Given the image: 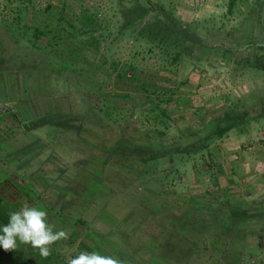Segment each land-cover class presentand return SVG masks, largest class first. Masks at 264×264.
Here are the masks:
<instances>
[{
  "label": "rangeland",
  "instance_id": "rangeland-1",
  "mask_svg": "<svg viewBox=\"0 0 264 264\" xmlns=\"http://www.w3.org/2000/svg\"><path fill=\"white\" fill-rule=\"evenodd\" d=\"M230 2L0 0V195L66 262L264 264V0Z\"/></svg>",
  "mask_w": 264,
  "mask_h": 264
},
{
  "label": "clouds",
  "instance_id": "clouds-1",
  "mask_svg": "<svg viewBox=\"0 0 264 264\" xmlns=\"http://www.w3.org/2000/svg\"><path fill=\"white\" fill-rule=\"evenodd\" d=\"M54 229L55 225L48 222L46 210L25 205L18 211L10 212L8 222L0 226V247L7 252L16 250L21 244L30 245L46 259L52 253L53 244L69 238L66 230ZM67 264H124V262L96 251H80L78 255L69 257Z\"/></svg>",
  "mask_w": 264,
  "mask_h": 264
},
{
  "label": "trees",
  "instance_id": "trees-1",
  "mask_svg": "<svg viewBox=\"0 0 264 264\" xmlns=\"http://www.w3.org/2000/svg\"><path fill=\"white\" fill-rule=\"evenodd\" d=\"M237 0H231L229 9L232 10L236 5ZM84 18V17H83ZM41 126V122L39 124H35V127ZM29 129L33 127V125L28 126ZM14 211L12 206H10L5 199L0 195V226H3L8 222L9 213ZM52 253L49 257L42 258L39 255L37 249L32 248L30 245L21 244L14 251H4L2 247L1 250L3 254L10 259L19 262L20 264H67L63 255L57 250L56 243L52 246Z\"/></svg>",
  "mask_w": 264,
  "mask_h": 264
},
{
  "label": "crops",
  "instance_id": "crops-1",
  "mask_svg": "<svg viewBox=\"0 0 264 264\" xmlns=\"http://www.w3.org/2000/svg\"><path fill=\"white\" fill-rule=\"evenodd\" d=\"M252 149H249V151H251ZM247 151H245L243 153V159L240 158V160L236 163L238 165L239 168H241V172L243 174V176H247L248 178H250V180H248L251 184L254 185L253 189H257L259 192H262V190H264V180H260L259 178L254 179V174L256 173V171H253L254 169L256 170L257 168H259V166H262L261 169H264V157H260V159H258L257 161V168L256 166L254 167V161H250L249 157L247 158ZM259 157V156H257ZM68 160V157H67ZM260 173H264V171H259ZM257 179L261 181V183L259 185H257ZM263 184V185H262ZM252 188H249V190H253ZM264 192V191H263ZM260 251V255L261 253L264 254V250H262V248L259 249Z\"/></svg>",
  "mask_w": 264,
  "mask_h": 264
}]
</instances>
